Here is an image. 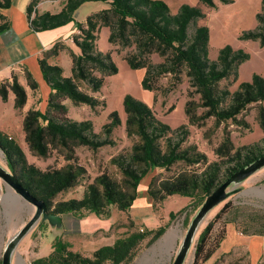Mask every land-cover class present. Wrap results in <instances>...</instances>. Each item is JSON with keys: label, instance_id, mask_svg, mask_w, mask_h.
Returning <instances> with one entry per match:
<instances>
[{"label": "trees", "instance_id": "obj_1", "mask_svg": "<svg viewBox=\"0 0 264 264\" xmlns=\"http://www.w3.org/2000/svg\"><path fill=\"white\" fill-rule=\"evenodd\" d=\"M39 2L31 0L26 7L30 29L42 32L75 23L78 33L71 40L79 53L69 49L72 62L70 76H64L61 66L48 62L51 55H58L65 49L63 45L56 43L38 59L43 80L51 92L45 112L31 108L23 119L25 142L36 156L46 157L50 150L62 149L71 153L68 156L70 160L74 158L75 147L86 146L96 150L111 143L92 132L90 121L70 119L63 103L69 99L75 105L86 104L92 108L102 104L83 91L82 84H87L92 92L98 91L105 77L118 71L110 53L96 51L98 33L103 27L109 29L110 44L118 45L120 51L131 49L123 58L130 68L144 71L141 79L144 90H163L158 84L162 76H169L172 86L180 82L182 74L188 78L192 89L184 105L188 124L202 126L207 119L213 118L216 124L231 120L250 129L247 121L237 117L248 106L256 105L255 121L264 130V78L254 73L250 81L241 82L234 92L219 88V82L224 79L232 77L236 81L238 68L249 58V54L226 45L219 50L216 61L209 60V28L196 25L192 34L188 33L190 24L205 17L199 5L183 4L173 14L163 0H65L58 12L39 13ZM90 2H100L103 7L88 15L84 22L76 21L75 13ZM200 4L208 8L216 6L215 0H201ZM11 6L12 0H0V35L11 27L10 21L2 13ZM256 18L257 28L243 32L240 39L258 41L264 46V0ZM153 54H157L162 61L153 63ZM25 80L30 89H37L38 82L28 70ZM8 88L14 95V106L22 108L27 102L24 86L15 77L11 83H0V98L4 102L8 99ZM194 94L199 96V100L193 98ZM123 106L125 133L135 142L130 155L119 156L115 160L123 175L122 184L104 173L87 186L82 198L53 204L58 194L77 185L84 168L69 164L59 169L41 170L27 161L25 152L11 136L0 130V150L8 170L32 195L44 200L48 210L54 214L89 212L108 216L112 207L119 211L131 208L140 180L155 168L168 170L178 162L185 166H205L201 173L182 170L165 179L154 177L148 184V194L156 209L162 201L174 195L197 199L201 204L221 184L222 179L230 178L264 155V146L258 144L235 148L229 134H226L224 140L213 149L214 155L224 161V168L220 161L208 163L206 154L195 145L182 147L189 136L186 125L172 130L157 119L148 104L129 94L124 97ZM199 109L202 111L198 112ZM109 119L105 126L107 134L121 124L117 112H112ZM176 133L180 137L172 141L168 135ZM223 211L216 215L217 220ZM175 215L171 212L170 220ZM215 221L209 222L199 234L193 264L208 261L223 241L224 234L210 240ZM165 228L160 226L126 232L118 236L112 245L98 248L91 256L72 250L67 242L56 238L48 256L34 259L29 264H128L145 239L153 243L165 232Z\"/></svg>", "mask_w": 264, "mask_h": 264}, {"label": "rangeland", "instance_id": "obj_2", "mask_svg": "<svg viewBox=\"0 0 264 264\" xmlns=\"http://www.w3.org/2000/svg\"><path fill=\"white\" fill-rule=\"evenodd\" d=\"M28 1L30 2L31 0H12V6L2 11L13 22L12 29L18 25L16 20L19 12L22 11L25 15V9L28 5L26 3ZM163 1L168 4L173 14H176L183 4L191 6L199 5L202 8L205 17L197 19L194 23L190 24L188 33L191 35L196 25H206L209 28V60L216 61L219 50L226 45H230L235 50L242 49L249 54V58L238 68L236 81H233L232 77L224 79L219 82L220 89L228 88L230 92H234L241 82L250 81L254 73L264 78V46H261L258 41L240 39V35L243 32L257 28L256 15L261 9L262 0H229L228 3L215 0L216 6L213 8L201 5V0ZM64 2L65 0H40L37 10L39 13L45 11L58 12ZM102 7L103 4L100 2L86 3L75 13V19L78 22H84L88 15L100 10ZM77 33L75 23L62 28L59 35L58 33H52V35H49L50 33L48 35L33 34L30 29L25 27L24 33L20 37L25 57L22 55L16 60L11 59L9 46L0 47V83H11L13 77H15L27 92V102L22 108L14 106V95L9 88L7 101L4 102L0 98V130L17 142L25 152L27 161L30 164L41 170L49 168L59 169L69 164L84 168V173H82L77 185L58 194L53 200V204L73 198H82L87 186L104 173L122 184L123 175L115 160L119 156L127 157L130 155L132 145L135 142L133 138L127 137L125 133L123 99L127 94L148 104L154 111L157 119L168 125L172 130L186 125L189 136L182 147L195 145L198 150L206 154L208 163L220 161L224 168L225 164L222 163L224 161H221L214 155L213 149L224 140L226 134H229L235 148L255 144L261 147L264 146V130L255 121L256 105L248 106L237 117L238 119L247 121L250 124V129L237 125L236 122H232L231 120L216 124L213 118L207 119L202 126L188 124L184 111L188 92L192 90L189 86L188 78L182 74L180 82L172 86L170 85L172 84L170 83V77L162 76L158 84L164 88L163 90H144L141 86L144 71L130 68L123 58L125 53L131 49L126 48L120 51L118 45L110 44L108 41L109 29L103 27L98 33L96 51L103 54L110 53L111 59L117 66L118 71L113 75L105 77L104 84L98 91L92 92L87 84H82V90L100 100L102 104L92 108L86 104L75 105L69 99L64 100L63 103L67 107V115L70 119L90 121L92 132L97 134L100 139H107L111 143L96 150L86 146L75 147L74 158L70 160L68 156L71 153L62 149L50 150L46 157L36 156L29 150L25 142L23 119L31 108L45 112L51 89L48 85L39 83L37 80V89L32 90L27 86L25 80V72L28 70L26 56L38 48L37 58H39L56 43L61 44L65 49L60 51L58 55H51L48 58V62L61 66L65 72L64 75L70 76L72 62L69 49L75 53H79L71 40V37ZM1 38L2 35L0 36ZM33 54L35 55V52ZM151 60L153 63H160L162 61L157 54L151 55ZM193 98L199 100L198 95L194 94ZM201 111V109L198 110V112ZM112 112L118 113L121 124L116 126L110 134H107L105 126L110 122L109 115ZM168 136L172 138V141H176L180 137L178 133ZM0 165L8 170L1 150ZM204 168L205 166L203 165L185 166L182 162L176 163L168 170L155 168L149 171L139 182L136 200H138L141 209L137 205H134L128 211H119L115 207H112L116 237L126 232L144 230L146 226L142 225L140 221V216L143 214L142 211L145 213L150 212L149 219L151 224L146 223L149 229H156L160 226L166 227L165 232L153 243H149L148 238L145 239L137 250L134 259L128 264H172L189 223L202 204H199L197 199L174 195L162 201L157 209L154 206L148 207L146 201H144L146 197L148 198L147 184L154 177L158 180L165 179L182 170L201 173ZM224 180L222 179V182ZM239 187L241 188L240 193L229 197L225 202L212 209L204 218L198 228L192 248L184 264H193L195 245L199 234L209 222L214 220L216 221L210 234V240H214L221 234H224L225 237L216 252L204 264H264V254L262 259L255 263L251 261L248 250L249 240L255 239L258 236H264V167L242 182ZM224 204H227V207H224ZM222 209L224 211L221 214V218L217 220L216 215ZM34 212L35 206L27 202L13 188L6 186L0 179V261L7 242L30 220ZM171 212L176 213V215L174 219L170 220ZM74 230L77 231L78 227L74 228ZM170 230H177L172 245L166 248L163 254L153 251L152 248ZM72 234L75 233L73 232ZM58 235L57 230H53L47 221L35 226L23 238L17 248L18 253L23 258V263L27 264V259L24 256L29 257L33 255L38 243L42 245V248L48 246L51 249V244ZM90 238L88 237L84 243L79 241V244H88ZM102 242L104 241H95L94 244H88L89 246L86 245L85 248L90 250V248H94ZM18 262L19 258L16 260L14 257V264H19Z\"/></svg>", "mask_w": 264, "mask_h": 264}, {"label": "crops", "instance_id": "obj_3", "mask_svg": "<svg viewBox=\"0 0 264 264\" xmlns=\"http://www.w3.org/2000/svg\"><path fill=\"white\" fill-rule=\"evenodd\" d=\"M28 2L26 4L30 3V2L29 3ZM3 15L5 16V18L7 20L10 21L11 27L8 31L1 34L2 38L0 39V47L1 46H4V47L9 46V48H10L9 49V53H10L9 55H10L12 60H16V59L20 58L22 55L25 57L24 51H23V43L20 41V37L24 33L25 27H27V29H30L28 21H27V17H26V9H25V15L23 14L22 11L19 12V15H18L17 20H16L18 25L14 29H12L13 28V22L11 21V19H9V16L7 17V15L4 13H3ZM66 26H64V27H66ZM64 27H60L57 29L49 30V31H42V32H33L31 29H30V31L33 34L38 33V34L48 35L50 33L49 35H52V33H56V34L58 33V35H59L61 33V29ZM56 34H53V35H56ZM11 43H12V45H10ZM38 50L39 49L36 48L35 51L30 52L31 54H29V53L27 54L26 65H27L28 71H30L32 73L34 78L39 83H43V84L47 85L46 82L43 80L42 73H41L40 67L38 65V59L42 57L41 56V57L37 58ZM34 52H35V55L33 54ZM146 187H147V192H148V184ZM138 188H139V186H138ZM147 196H148V198L146 197L147 199L145 198L144 201H146V204L148 205V207L153 206V199L148 194H147ZM134 205H137V207H139V209H141L140 204L138 203V200L135 199L131 208ZM131 208H130V210H131ZM142 213L143 214L140 216L141 224L146 226V228H148L149 226H147L146 223L151 224L150 219H149L150 218V216H149L150 212L145 213L142 211ZM86 215H88V216H86ZM61 216L63 219L62 227L60 229L52 227V229L57 230V233L59 234L56 237L61 238L64 242H67L70 245L72 250L81 252L84 255L91 256L92 253L95 250H97L98 248H100L102 246L112 245L118 237V236L116 237V232L114 233L115 219L113 216V208H110L108 216H97V215H95L93 213H89V212H81V213H77V214L70 213V214H64ZM77 227H78V230L75 231L74 228H77ZM72 229H73V232L75 234H72L73 233ZM104 236H106V237H104ZM88 237H91L88 240V242H89L88 244H94L95 241H104V242H102L100 245H98L94 248H90V250H87L85 248V246L88 244H83V243ZM79 241H82L83 245H80ZM248 244H249L248 250H249L250 259L252 262L257 263L258 261H260L262 259V256L264 254V236H258L255 239L249 240ZM41 246L42 245L40 243H38V246H36L37 250L35 249V251L33 252V255H31L29 257H27L26 255L25 256L23 255L27 259V264H29L34 259L46 257L52 252V244H51V249L48 246H45L44 248H42Z\"/></svg>", "mask_w": 264, "mask_h": 264}, {"label": "water", "instance_id": "obj_4", "mask_svg": "<svg viewBox=\"0 0 264 264\" xmlns=\"http://www.w3.org/2000/svg\"><path fill=\"white\" fill-rule=\"evenodd\" d=\"M264 167V155L259 157L254 163L248 165L243 170L224 180L206 199L203 201L195 215L191 219L184 238L180 244L172 264H184L190 252L194 238L202 221L207 214L225 202L229 197L240 193L239 185L246 181L256 171ZM0 179L6 186L13 188L27 202L35 206V212L27 223L7 242L1 257V264H14V257L22 259L18 253V246L23 238L39 223L47 221L51 227L60 229L63 225L62 216L50 212L44 200L32 195L17 178L7 169L0 165ZM17 263V262H15Z\"/></svg>", "mask_w": 264, "mask_h": 264}, {"label": "bare ground", "instance_id": "obj_5", "mask_svg": "<svg viewBox=\"0 0 264 264\" xmlns=\"http://www.w3.org/2000/svg\"><path fill=\"white\" fill-rule=\"evenodd\" d=\"M176 231L177 230H170L166 235L162 237V239H160V241L156 246L152 248V250L156 251V253L158 252L159 254H163L164 250L172 245L173 240L175 239ZM19 264H24L23 260L20 258Z\"/></svg>", "mask_w": 264, "mask_h": 264}]
</instances>
